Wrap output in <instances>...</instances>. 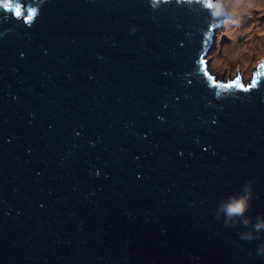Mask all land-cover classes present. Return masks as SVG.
Segmentation results:
<instances>
[{
    "label": "water",
    "instance_id": "95a60500",
    "mask_svg": "<svg viewBox=\"0 0 264 264\" xmlns=\"http://www.w3.org/2000/svg\"><path fill=\"white\" fill-rule=\"evenodd\" d=\"M13 2L37 15L0 7V264H264L216 214L251 179L264 215V77L200 64L221 5Z\"/></svg>",
    "mask_w": 264,
    "mask_h": 264
},
{
    "label": "rangeland",
    "instance_id": "374dc122",
    "mask_svg": "<svg viewBox=\"0 0 264 264\" xmlns=\"http://www.w3.org/2000/svg\"><path fill=\"white\" fill-rule=\"evenodd\" d=\"M213 1L224 7L225 14L217 27L216 46L213 43L211 47L210 66L214 72L230 75L255 59H264V50L255 49L258 42H264V0H243L235 4L232 0Z\"/></svg>",
    "mask_w": 264,
    "mask_h": 264
},
{
    "label": "clouds",
    "instance_id": "9594fccd",
    "mask_svg": "<svg viewBox=\"0 0 264 264\" xmlns=\"http://www.w3.org/2000/svg\"><path fill=\"white\" fill-rule=\"evenodd\" d=\"M12 2L13 0H0V5ZM253 183L254 181L250 179L245 182L239 192L229 193L226 197H222L216 211L217 218H223L226 225L239 223L247 229L240 233V238L243 240L256 239L264 233V215L258 214L254 222L253 218L247 215L253 199ZM257 251L258 254L264 253V244L258 247Z\"/></svg>",
    "mask_w": 264,
    "mask_h": 264
},
{
    "label": "snow or ice",
    "instance_id": "6c2138e0",
    "mask_svg": "<svg viewBox=\"0 0 264 264\" xmlns=\"http://www.w3.org/2000/svg\"><path fill=\"white\" fill-rule=\"evenodd\" d=\"M205 6L208 7V8H214L216 5L212 2V0H207ZM0 7H2L5 10L13 11L16 17L24 18L27 23H31L35 19L36 15H37L36 9H28L27 12L25 13L22 10V6L20 4H18V3H14V2L0 5ZM200 64L204 65V73H205V75L208 76V79L212 80L213 84H215L216 83L215 78L212 77L207 71V61L201 57L200 58ZM260 67L264 68V65H260ZM260 75L261 74L259 72H256L254 74L252 82L250 84L244 85L243 83H239L238 87L242 91H245V92L250 91L253 88V86H255L258 83V77ZM237 79H239V78H237ZM189 83H191V82H189ZM232 84H237V81H232L231 84H228V85L222 84L221 86L230 87V86H232ZM41 207H43V205H41Z\"/></svg>",
    "mask_w": 264,
    "mask_h": 264
},
{
    "label": "bare ground",
    "instance_id": "6f19581e",
    "mask_svg": "<svg viewBox=\"0 0 264 264\" xmlns=\"http://www.w3.org/2000/svg\"><path fill=\"white\" fill-rule=\"evenodd\" d=\"M241 1H243V0H232V3L233 4H235V3H240ZM256 2H258L259 0H255ZM261 5H263V2L261 3ZM215 37H216V34H215ZM214 37V38H215ZM263 40H264V38H263ZM213 43H214V46H216L215 45V39L213 40ZM258 48H255V49H257L258 51H263L264 50V42L263 43H261V42H258ZM254 47V45H252V48ZM234 48V47H233Z\"/></svg>",
    "mask_w": 264,
    "mask_h": 264
},
{
    "label": "flooded vegetation",
    "instance_id": "af4514ba",
    "mask_svg": "<svg viewBox=\"0 0 264 264\" xmlns=\"http://www.w3.org/2000/svg\"><path fill=\"white\" fill-rule=\"evenodd\" d=\"M239 72L243 75L244 74V72H243V70L242 69H239Z\"/></svg>",
    "mask_w": 264,
    "mask_h": 264
}]
</instances>
